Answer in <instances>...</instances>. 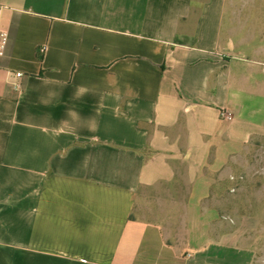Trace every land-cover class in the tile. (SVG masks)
<instances>
[{"label":"crops","instance_id":"0c3cea01","mask_svg":"<svg viewBox=\"0 0 264 264\" xmlns=\"http://www.w3.org/2000/svg\"><path fill=\"white\" fill-rule=\"evenodd\" d=\"M0 5V264H264V176L248 214L203 219L264 149V28L226 27L234 0Z\"/></svg>","mask_w":264,"mask_h":264},{"label":"rangeland","instance_id":"374dc122","mask_svg":"<svg viewBox=\"0 0 264 264\" xmlns=\"http://www.w3.org/2000/svg\"><path fill=\"white\" fill-rule=\"evenodd\" d=\"M235 8L231 9L226 18V27H233L235 35H248V30L255 28V31H261L264 28V8L251 9L248 5L252 0H234ZM259 5L264 0H256ZM264 176V149H257L256 152L248 154V149L234 160L226 171L220 174L212 188L210 198L206 201V207L215 210V214L205 216L206 227L214 225V219L217 217L243 216L248 214V201L254 193L262 191L263 184L261 179ZM178 191L185 192L186 186L176 187ZM175 187H170L166 192L172 193ZM141 216H147L143 209ZM202 218V216L197 217ZM173 231V240L184 242L192 236L204 237L209 232L206 227L193 231L183 230L181 226H176ZM191 229V226L189 227ZM212 229V227L210 228ZM209 234V233H208Z\"/></svg>","mask_w":264,"mask_h":264},{"label":"built area","instance_id":"2783aa9c","mask_svg":"<svg viewBox=\"0 0 264 264\" xmlns=\"http://www.w3.org/2000/svg\"><path fill=\"white\" fill-rule=\"evenodd\" d=\"M4 15V7L0 5V58L5 56L6 49L9 43V33L2 28V19ZM18 77H22L21 73L17 74ZM16 88H20V85L17 84ZM233 117L232 113L228 110H224L221 113V118L224 120H231Z\"/></svg>","mask_w":264,"mask_h":264}]
</instances>
